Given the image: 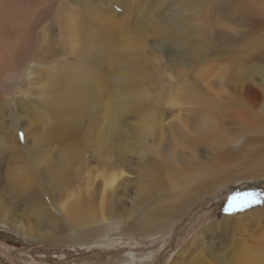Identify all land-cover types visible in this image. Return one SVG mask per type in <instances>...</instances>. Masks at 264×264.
Here are the masks:
<instances>
[{
    "label": "bare ground",
    "instance_id": "obj_1",
    "mask_svg": "<svg viewBox=\"0 0 264 264\" xmlns=\"http://www.w3.org/2000/svg\"><path fill=\"white\" fill-rule=\"evenodd\" d=\"M164 1L179 3L184 10L192 9L197 13L195 16L201 21L202 37L207 40L202 52H208L218 42L237 38L233 35L236 31L234 26H256V41L260 46L256 48V63L264 62V35L258 37L264 32V0ZM147 2L148 0H0L1 225L16 226L18 220L11 214L16 210L10 204L20 200L25 202L31 217L41 221V225H53L56 216L49 210L46 202L53 208L56 191L68 190L76 182L78 185L82 184L80 171L85 168L83 157L86 163L90 148L100 156L104 155L107 145L114 149L113 152L106 153V156L113 161L119 174L107 180L110 185H114L126 170L133 169L126 155L128 150L136 151L143 159L139 174L160 164L146 156L144 146L148 135L154 134L156 129H153L158 125L155 124V115L150 114L149 94L140 87L147 79L142 69L147 30L145 27H138L137 32L142 33L132 34L128 26V22L131 25L137 20H145ZM218 12L226 16L220 17L223 22L217 21L220 22L218 27H208L213 14ZM181 23L179 20L173 24L172 29L176 33L186 31ZM222 25L223 28H220ZM158 34H161L160 31ZM118 65L126 66L129 83L127 88L138 91L128 97L117 95L113 108L111 105L102 107L105 99L115 95L107 82H110L112 72ZM256 74L263 76L264 80V65L256 66ZM121 112L142 116L135 129L138 131L135 136H139L140 141L129 134L119 139L123 130V115H118ZM203 126L206 128L208 121ZM254 129L256 133L264 132V92H256ZM20 131L24 134V138H21L23 141L19 139ZM131 138L135 143L134 149ZM173 141L175 146H192L188 136L183 133L175 136ZM54 146L59 149L55 147L50 154ZM76 159L81 166L71 177L70 166ZM254 164L257 174L245 177H264L261 174L264 173V159L257 156ZM161 167V173L149 170L152 189L138 191L128 209L123 205L114 206L110 194L96 200L91 188L69 190L66 196L73 194V197L66 205L65 213L71 223L84 226L95 224L96 220L104 222L107 219L109 224L81 233H75L76 228L73 227L74 234L71 232L50 242L79 245L95 240L108 231L104 230L106 225L108 228L121 221L120 218H130V215L134 217V225L125 233L138 236L155 232L169 233L196 203L203 197L218 192L220 183H224L222 180L219 184L208 185L199 194H194L191 189L180 193L178 189L182 184L184 187L188 185L192 173L184 171L181 174L176 168L167 170L162 165ZM210 170L207 168L202 171L206 182L213 175ZM53 175L57 178L53 177L49 181L48 178ZM43 177L47 181L41 184L39 181ZM104 190H107L106 185ZM154 195L159 196V201L152 207L156 201L153 199ZM201 196L203 197L199 199ZM110 208H115V211ZM116 214L122 217L115 216ZM260 216H264V211ZM258 222L260 223L259 220ZM256 228L260 229L259 234L264 237V227L255 224L250 230ZM27 230L33 232L32 228ZM201 237L218 239L221 243L220 250L213 253V241L201 244L199 240H193L189 246L185 245L180 250L175 264H264V239L256 241V231L249 235L239 219L214 224L206 228ZM240 238L245 239L238 240ZM195 252L200 253L195 255Z\"/></svg>",
    "mask_w": 264,
    "mask_h": 264
},
{
    "label": "rangeland",
    "instance_id": "obj_2",
    "mask_svg": "<svg viewBox=\"0 0 264 264\" xmlns=\"http://www.w3.org/2000/svg\"><path fill=\"white\" fill-rule=\"evenodd\" d=\"M178 4L167 3L164 0L154 2L148 0L145 6V20L143 22L137 20L131 25L128 22L132 34L142 33L137 32L138 27H145L147 30L143 48L145 59L142 64L147 79L140 87L149 94L150 114L155 115V124L158 125L153 129H156L155 133L147 137L144 145L145 154L152 161L157 160L167 170L176 168L181 174L184 171L192 173L188 185L184 187L182 184L178 189L180 193L191 189L194 194H199L208 185L219 184L224 180V183H220L218 192L206 197L201 196L199 199L203 198L169 233L155 232L139 236L125 233L134 225L132 215L130 218L127 217L128 219L120 218L121 221L113 223L108 228L107 219L104 222L96 220L95 224L90 225H75L65 213L66 205L73 197V194L70 197L66 196L69 190L91 188L95 192L96 200L110 194L114 206L123 205L128 209L138 191L152 189L150 171L156 170L161 173L162 170L160 164H155L149 167L150 171L147 169L139 174L143 159L136 151L128 150L126 155L132 164L129 166L133 169L126 170L114 185H110L107 180L119 174L113 161L106 156V153H111L114 149L107 145L104 155L100 156L94 154V150L90 148L86 163L83 157L85 168H81L80 171L82 184L78 185L76 182L68 190L56 191L53 208L46 202L49 210L56 216L53 225L43 226L41 221L31 217L23 200L15 203L16 206L14 203L10 204V207L13 205V209L16 210L11 214L18 222L16 226L1 225L3 222L0 220V264H175L180 250L185 245L189 246L193 240H199L201 244L213 241L215 249L213 253H217L220 250V241L216 238L201 237V233L214 224L230 219H239L249 235L256 231V241L264 239L259 234V228L250 230L255 224L264 227V216H260L264 211V177L246 178L252 173L254 176L257 174L254 164L257 156L264 159V132L256 133L254 129L256 92H264L263 76L256 74V66L264 65V62L256 63V48L260 47L256 41V26L236 27L231 24L236 28L233 35L237 38L218 42L208 52H202L201 49L205 47L207 40L202 37V26L199 24L201 21L195 16L197 15L195 11L184 10L181 4ZM178 15L184 18L180 19ZM220 17L226 16L219 12L214 13L207 26L218 27L217 25L223 22L220 21ZM179 20L186 31L176 33L172 27ZM156 27L160 30L158 28L157 31ZM220 28H223V25ZM159 31L161 34L157 35ZM262 35L264 32L258 37ZM125 67L118 65L114 68L112 78L107 84L115 95L105 99L102 107L111 105L113 108L117 95L128 97L129 94L135 95L138 91L127 88L128 72ZM118 115H123L121 116L123 130L119 139L129 134L133 139L140 141L141 138L135 136L138 133L135 129L139 125V117L142 116L125 112ZM207 121L208 126L204 128L203 125ZM180 133L188 136L192 146L174 145L173 139ZM21 138H24V134L20 131L19 139L23 141ZM132 138L134 149L135 143ZM126 142L125 139L124 143ZM55 147L59 149L58 146L52 147L50 154L54 152ZM80 166L78 159L71 164V177ZM207 168L211 169L213 175L206 182L202 171ZM53 177L54 175L50 176L48 180L52 181ZM46 181L43 177L39 183ZM105 185L107 190H104ZM237 195L248 196L251 200L250 206L234 212L227 211L229 202ZM153 199L156 201L152 207L159 201V196L154 195ZM147 205L146 199L145 206ZM110 210L115 211V208ZM117 210L120 211L119 208ZM106 223L104 230L108 231L95 240H88L79 245L50 242L69 235L73 227L76 228L75 233H81ZM27 228H32L33 232H29ZM243 239L245 238L238 240ZM256 243L259 245V242ZM198 253L200 252H195V255Z\"/></svg>",
    "mask_w": 264,
    "mask_h": 264
},
{
    "label": "snow or ice",
    "instance_id": "obj_3",
    "mask_svg": "<svg viewBox=\"0 0 264 264\" xmlns=\"http://www.w3.org/2000/svg\"><path fill=\"white\" fill-rule=\"evenodd\" d=\"M251 200L248 196H234L229 202V207L227 211L234 212L237 210H242L245 207L250 206Z\"/></svg>",
    "mask_w": 264,
    "mask_h": 264
}]
</instances>
